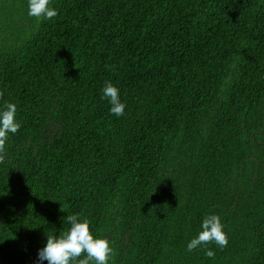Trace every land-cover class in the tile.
<instances>
[{"label": "trees", "instance_id": "16d2710c", "mask_svg": "<svg viewBox=\"0 0 264 264\" xmlns=\"http://www.w3.org/2000/svg\"><path fill=\"white\" fill-rule=\"evenodd\" d=\"M50 6L0 0V105L21 123L0 161V264H39L67 214L110 241L109 264H264V0ZM208 214L227 246L188 251Z\"/></svg>", "mask_w": 264, "mask_h": 264}, {"label": "clouds", "instance_id": "9594fccd", "mask_svg": "<svg viewBox=\"0 0 264 264\" xmlns=\"http://www.w3.org/2000/svg\"><path fill=\"white\" fill-rule=\"evenodd\" d=\"M28 15L37 19H52L58 12L51 7V0H27ZM103 98L109 105L112 115L120 117L124 114L126 104L122 101L120 89L111 81L105 83ZM17 104L5 102L0 105V161L3 159L5 143L9 134H15L21 128L16 119ZM66 221L69 227L66 231L57 234H47L45 244L38 250L39 264H109L113 253L110 241L103 236L95 235L90 230V221L79 214H67ZM215 242L221 249L227 246L228 237L224 225L218 214L206 215L197 235L186 245L188 251ZM85 254L83 259H79ZM208 257H214L215 252L206 250Z\"/></svg>", "mask_w": 264, "mask_h": 264}]
</instances>
